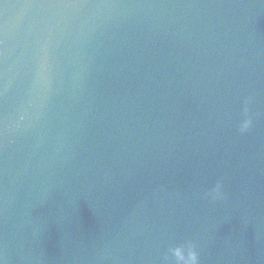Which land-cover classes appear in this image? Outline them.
Returning a JSON list of instances; mask_svg holds the SVG:
<instances>
[{
    "label": "water",
    "instance_id": "obj_1",
    "mask_svg": "<svg viewBox=\"0 0 264 264\" xmlns=\"http://www.w3.org/2000/svg\"><path fill=\"white\" fill-rule=\"evenodd\" d=\"M0 264H264V0H0Z\"/></svg>",
    "mask_w": 264,
    "mask_h": 264
}]
</instances>
